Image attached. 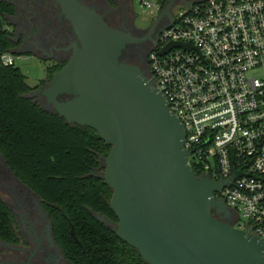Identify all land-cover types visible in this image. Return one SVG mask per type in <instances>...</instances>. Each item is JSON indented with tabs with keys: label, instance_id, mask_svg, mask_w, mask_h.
I'll list each match as a JSON object with an SVG mask.
<instances>
[{
	"label": "water",
	"instance_id": "95a60500",
	"mask_svg": "<svg viewBox=\"0 0 264 264\" xmlns=\"http://www.w3.org/2000/svg\"><path fill=\"white\" fill-rule=\"evenodd\" d=\"M58 2L80 44L40 92L52 112L71 125L95 129L111 146L100 176L113 190L110 207L118 222L94 216L149 264H264V241L215 215L226 205L215 196L226 182L190 166L185 126L166 95L140 66L122 60L135 38L79 0ZM175 3H166L150 31L163 17L170 20L166 27L174 23ZM180 45L190 44L170 42L160 53Z\"/></svg>",
	"mask_w": 264,
	"mask_h": 264
},
{
	"label": "built area",
	"instance_id": "2783aa9c",
	"mask_svg": "<svg viewBox=\"0 0 264 264\" xmlns=\"http://www.w3.org/2000/svg\"><path fill=\"white\" fill-rule=\"evenodd\" d=\"M161 11L169 0H138ZM181 0L148 56V75L186 129L188 163L226 184L235 225L264 241V0ZM170 42L190 45L160 51ZM16 54L0 53L15 65Z\"/></svg>",
	"mask_w": 264,
	"mask_h": 264
},
{
	"label": "trees",
	"instance_id": "16d2710c",
	"mask_svg": "<svg viewBox=\"0 0 264 264\" xmlns=\"http://www.w3.org/2000/svg\"><path fill=\"white\" fill-rule=\"evenodd\" d=\"M11 46L0 19V53ZM59 68L49 69L48 78ZM35 88L19 67L0 63V150L16 175L46 199L66 258L73 264H149L93 214L118 222L110 207L113 190L94 174L111 146L95 129L71 125L28 97ZM6 213L0 201V236L12 230Z\"/></svg>",
	"mask_w": 264,
	"mask_h": 264
},
{
	"label": "flooded vegetation",
	"instance_id": "af4514ba",
	"mask_svg": "<svg viewBox=\"0 0 264 264\" xmlns=\"http://www.w3.org/2000/svg\"><path fill=\"white\" fill-rule=\"evenodd\" d=\"M79 1L102 15L111 27L135 38L127 43L121 58L124 62L140 66L148 75L149 53L169 18H161L150 31L151 25L143 28L136 24L138 16L133 0ZM0 3L6 7L0 11V19L11 40L10 52L18 56H35L45 62L47 72L57 67H60L59 71L80 42L58 0H0ZM50 79L47 74L36 84L31 94L46 110L53 111V104L48 103L40 92ZM102 161L103 157L100 159L101 167ZM98 169L94 170V174L98 173ZM217 199L226 205L218 207L215 215L235 225L232 209L225 199ZM0 201L7 208L6 219L12 229L0 236V264H73L59 245L46 199L16 175L1 150Z\"/></svg>",
	"mask_w": 264,
	"mask_h": 264
},
{
	"label": "rangeland",
	"instance_id": "374dc122",
	"mask_svg": "<svg viewBox=\"0 0 264 264\" xmlns=\"http://www.w3.org/2000/svg\"><path fill=\"white\" fill-rule=\"evenodd\" d=\"M133 6L135 13L137 14L136 24L139 27L148 28L153 20L160 13L155 8H148L146 6H141L138 0H133ZM182 5H174L171 7V12L175 13L180 9H183ZM163 9V8H162ZM15 65L21 69V71L26 75L27 81L31 86H35L40 80L44 79L47 75V65L44 61L39 58L27 54L17 55ZM105 167L99 169L100 175L103 174Z\"/></svg>",
	"mask_w": 264,
	"mask_h": 264
}]
</instances>
